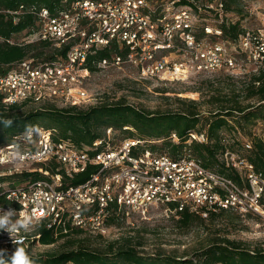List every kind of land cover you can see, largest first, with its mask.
I'll return each mask as SVG.
<instances>
[{
	"label": "built area",
	"instance_id": "1",
	"mask_svg": "<svg viewBox=\"0 0 264 264\" xmlns=\"http://www.w3.org/2000/svg\"><path fill=\"white\" fill-rule=\"evenodd\" d=\"M178 1L77 0L55 14L41 8L36 13L40 27L31 36L57 47L70 43V49L64 59L45 63L26 59L0 74L2 103L52 100L67 107L88 106L86 63L103 49L109 55L95 63L97 69L128 65L143 79L174 81L202 73L244 75L249 69L252 74L264 69L263 32L243 29L234 41L224 40L219 27L224 19L221 0L215 8L205 7L209 13L215 11L218 25L207 22L202 14L207 11L195 1L197 10ZM111 132L107 129L106 139L78 148L69 141L53 140L47 130L30 129L0 146V167L6 168L0 176L35 169L44 174L38 180L0 184V215L11 210L15 222L23 212L34 221L28 230H0V249L11 254L17 247H26L39 237L30 236L40 225L64 234L78 229L107 236L113 213L123 219L146 218L153 207L171 215L188 210L208 218L212 212L228 209L264 218V179L245 158L223 154L226 166L238 171V183L188 156L173 158L142 150L138 138L111 144ZM191 137L203 139V135ZM49 162L58 165L56 172L37 167ZM89 166L95 170L87 181L65 184Z\"/></svg>",
	"mask_w": 264,
	"mask_h": 264
},
{
	"label": "trees",
	"instance_id": "2",
	"mask_svg": "<svg viewBox=\"0 0 264 264\" xmlns=\"http://www.w3.org/2000/svg\"><path fill=\"white\" fill-rule=\"evenodd\" d=\"M75 1L77 0H0V74L16 69L17 65L26 59H32L34 63L64 59L70 49V43H62L57 47L47 40L24 39L19 42L15 38L23 32L25 37H28L39 29L40 20L36 13L41 8H46L51 14H55L67 10ZM166 1L168 0H163L161 3ZM213 1L209 0L210 3ZM216 3L217 0L215 5ZM222 3L224 18L227 13H236L240 10L238 5L234 6L238 3L237 0H222ZM177 4L194 6L192 0H179ZM195 10H197L196 7ZM219 27L222 29V38L228 41H234L243 31L239 22L225 19ZM108 55L107 49L91 54L86 67L90 72H95L97 70L95 63ZM244 88V98L249 102L255 100L256 104L243 105L237 100L224 101L221 106L206 114L197 108V102L194 100L181 99L179 109L162 112L140 109L122 101L102 102L85 109L55 105L27 108L28 104L37 103L23 101L7 106L2 103L0 96V146L13 142L15 136L30 129H43L49 131L55 141H69L78 148H87L97 140L106 139L107 129L119 130L124 133L120 140L138 138L142 141L140 145L142 150L148 148L156 152L161 150L160 153L166 151L165 153L169 156L179 158L183 156L182 150L186 149L189 153L187 156L199 161L205 168L239 183L238 171L233 167H227L224 159L221 160L219 157L223 156L226 150H233L234 146L240 147L241 143L235 137L223 132L242 129L244 125L253 126L256 119L264 121V69L252 74ZM238 97L239 95H235L234 98ZM192 134L203 135V139H193ZM249 139L250 148L246 149L243 158L252 164L255 171L264 179V138L250 134ZM156 142H160V145H154ZM102 148L103 146L97 150ZM37 167L54 173L58 165L49 162L39 164ZM94 170V167L89 166L85 172L66 179L65 184H81L88 180ZM43 177L44 174L35 169L19 174L1 175L0 184H19ZM234 212L222 209L210 213L207 220L216 222L222 217L234 216ZM235 214L240 215L237 212ZM245 216L258 217L253 214ZM173 217H177L175 221L177 227L183 229H189L205 221L200 215L188 210L173 214ZM121 218L120 215L113 213L108 222L114 224ZM81 234L87 233L73 229L64 234L61 230H55L54 227L38 226L33 230L32 235L39 237L29 243L53 245L63 240L64 244L70 245L67 250L35 259L31 257V260L35 264H264V247L250 248L226 237H208L191 254L176 256L163 252L147 254L139 249L142 243L133 242L132 237L106 241L101 247H92L91 244L84 243L75 246L72 237ZM95 236L103 238L100 235ZM21 247L29 255L27 248Z\"/></svg>",
	"mask_w": 264,
	"mask_h": 264
},
{
	"label": "rangeland",
	"instance_id": "3",
	"mask_svg": "<svg viewBox=\"0 0 264 264\" xmlns=\"http://www.w3.org/2000/svg\"><path fill=\"white\" fill-rule=\"evenodd\" d=\"M237 1L238 3L234 6H239V12L227 13V16L223 18L228 21L239 22L242 29L260 30L264 33V0ZM215 2L216 0L212 3L209 0H200L196 3L207 11H202V14L208 18L207 22L218 25L220 22L217 21L215 11L209 13V10L205 8L210 4L215 8ZM180 6L185 5L181 4ZM177 8L179 7L177 6ZM15 39L19 42L24 39L34 41V37L31 35L25 37L24 32ZM249 71L244 75L214 72L197 74L180 80L161 81L143 79L138 76L136 69L128 65H123L120 68L97 69L95 72H90L88 79H86L85 88L91 101L88 106L82 108L85 109L102 102L122 101L148 111H175L179 109L182 99L196 101L197 108L206 114L208 111L221 106L224 101L237 100L243 105L247 103L256 104L255 100L249 102L244 98V87L249 83V78L253 73L250 69ZM235 95H239V97L234 98ZM43 105L67 107L60 101L46 100L39 104H28L27 108ZM255 121L253 126L244 125L242 129L237 128L230 132L224 130L223 133L235 137L241 143L240 147L234 146L233 150L228 149L226 152L233 154L234 157H244L246 149H248L246 145L251 144L250 134L264 138V121L260 119ZM122 136L124 133L119 130L111 132L109 135L111 144H117ZM154 145L159 146L160 142H156ZM158 152L162 151L158 150ZM182 155L187 156L189 153L183 149ZM219 159L225 161L226 157L223 155ZM2 171H6V168L0 167V172L2 173ZM233 215L227 218L222 217L216 222L203 218L205 221L202 224L183 229L177 227L175 223L177 217L165 213L161 207H153L146 218L131 215L110 224V231L107 236H102V239L87 233L72 237V241L75 246L84 243L85 245L91 244L92 247H101L106 241L132 237L133 242L142 243L139 249L147 254L163 252L176 256L191 254L206 238L214 236L233 239L250 248L264 247V218L260 216H238L235 212ZM69 245L68 243L64 244L63 240H59L53 245H44L39 242L28 243L26 248L29 251V257L35 259L50 253L67 250Z\"/></svg>",
	"mask_w": 264,
	"mask_h": 264
},
{
	"label": "clouds",
	"instance_id": "4",
	"mask_svg": "<svg viewBox=\"0 0 264 264\" xmlns=\"http://www.w3.org/2000/svg\"><path fill=\"white\" fill-rule=\"evenodd\" d=\"M13 215L11 210L0 215V230L16 233L20 227L28 230L34 223L33 218L23 212L20 214L21 219L13 222L11 219ZM12 242L19 243L16 240ZM0 264H34V262L23 247H17L11 254L6 249H0Z\"/></svg>",
	"mask_w": 264,
	"mask_h": 264
}]
</instances>
